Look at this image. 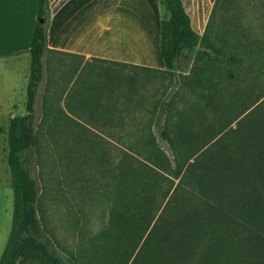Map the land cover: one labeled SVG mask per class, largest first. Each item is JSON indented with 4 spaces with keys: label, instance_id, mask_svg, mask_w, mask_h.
<instances>
[{
    "label": "trees",
    "instance_id": "trees-1",
    "mask_svg": "<svg viewBox=\"0 0 264 264\" xmlns=\"http://www.w3.org/2000/svg\"><path fill=\"white\" fill-rule=\"evenodd\" d=\"M159 1L166 13L160 22L165 69L153 71L176 73L184 52L206 45V30L202 36L192 30L181 0ZM46 4L39 0L42 20ZM46 50V28L40 22L30 46L25 114L11 116L6 132L14 201L0 264L27 257L63 264L41 238L30 171L35 98ZM206 56L196 52L194 63ZM191 73L187 82L199 89L198 98L174 115L172 136L161 131L172 159L157 146L121 153L114 205L99 235L98 264H264V92L223 88L211 81L205 64ZM165 112L162 106L156 117Z\"/></svg>",
    "mask_w": 264,
    "mask_h": 264
},
{
    "label": "rangeland",
    "instance_id": "rangeland-1",
    "mask_svg": "<svg viewBox=\"0 0 264 264\" xmlns=\"http://www.w3.org/2000/svg\"><path fill=\"white\" fill-rule=\"evenodd\" d=\"M162 18H166L164 9ZM204 40L203 48L183 53L176 73L121 65L90 70L85 88L88 115L109 117L88 119L90 129L75 127L62 112L41 109L37 102L36 144L30 153L36 217L41 238L50 244L48 251L61 263L98 264L99 235L114 205L122 151L144 153L149 146H157L172 159L161 131L172 136L174 115L198 98L199 89L187 82L193 77L192 68L208 65L211 81L228 90L240 88L250 95L264 92V0H218ZM196 52L207 54L205 61L194 63ZM137 57H144V51ZM6 85L0 83V105H6L4 99L10 96ZM59 106L63 108V98ZM162 106L166 112L156 117ZM1 150L0 146V154ZM1 165L0 254L10 233L14 201L7 164L4 169ZM18 264L47 263L27 257Z\"/></svg>",
    "mask_w": 264,
    "mask_h": 264
},
{
    "label": "crops",
    "instance_id": "crops-1",
    "mask_svg": "<svg viewBox=\"0 0 264 264\" xmlns=\"http://www.w3.org/2000/svg\"><path fill=\"white\" fill-rule=\"evenodd\" d=\"M215 1L181 0L191 28L199 36L210 22ZM162 9L159 0H47L42 20L47 50L35 106L39 101L41 109L62 112L75 127L86 129H90L88 119L109 118L88 115L87 74L105 65L164 70L160 53ZM39 10V0H0V83H7L10 94L4 99L6 105H0V163L1 168L7 164L9 173L6 132L9 118L25 112L30 46L41 20ZM143 51L144 57H137ZM62 98L63 108L59 106Z\"/></svg>",
    "mask_w": 264,
    "mask_h": 264
},
{
    "label": "water",
    "instance_id": "water-1",
    "mask_svg": "<svg viewBox=\"0 0 264 264\" xmlns=\"http://www.w3.org/2000/svg\"><path fill=\"white\" fill-rule=\"evenodd\" d=\"M40 22H42V19L40 20Z\"/></svg>",
    "mask_w": 264,
    "mask_h": 264
}]
</instances>
